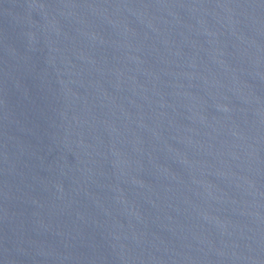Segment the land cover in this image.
<instances>
[{"label":"water","instance_id":"water-1","mask_svg":"<svg viewBox=\"0 0 264 264\" xmlns=\"http://www.w3.org/2000/svg\"><path fill=\"white\" fill-rule=\"evenodd\" d=\"M0 264H264V0H0Z\"/></svg>","mask_w":264,"mask_h":264}]
</instances>
